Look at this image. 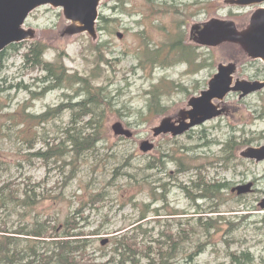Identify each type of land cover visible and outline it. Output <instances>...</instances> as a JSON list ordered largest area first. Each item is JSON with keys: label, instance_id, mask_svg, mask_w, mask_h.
Here are the masks:
<instances>
[{"label": "rangeland", "instance_id": "1", "mask_svg": "<svg viewBox=\"0 0 264 264\" xmlns=\"http://www.w3.org/2000/svg\"><path fill=\"white\" fill-rule=\"evenodd\" d=\"M151 1L128 0L124 8L129 15H117V9H112L114 4L102 0L99 16L109 19L108 29L97 28L96 41L87 35L62 38L61 32L69 22L61 9L42 7L25 22V28L35 30V38L17 45L18 51L8 50L10 56L0 71V187H15L23 199L30 183L37 197L30 208L0 206V230L10 236L36 226L45 230L48 227L49 231L57 226L60 233L65 219L72 216L78 230L86 234L89 258L98 263L106 262L115 240L127 234L136 237L141 253L157 251L156 241L167 245L172 256L167 264H185L190 257L194 264H232L227 252L239 255L243 251H248L251 264H264V209L260 207L264 200V160L240 157L249 147L264 146V90L243 99L237 93L229 94L221 103L225 110L222 116L180 137L153 138L151 132L163 117L174 115L186 107L191 97L206 90L220 63L237 64L234 79L264 80V63L248 59L238 46L226 43L203 47L189 37L192 25L201 27L211 19L231 20L241 30L251 13L264 4L242 7L227 5L225 0ZM117 33L122 37L118 38ZM35 42L45 45L47 61H54L60 54L70 73L96 77L94 86L105 87L109 97L106 117L98 126L102 137L93 150L79 159L74 177L69 179V166L63 168L59 162L35 157L47 149L46 142L51 146L63 138L70 113L51 112L44 123L30 121L26 116L40 115L68 103L74 95L68 89H55L32 97L24 88L28 86L39 93L47 86L35 80L44 75L41 71L23 64L22 54ZM100 42H107L106 53L93 51L92 46ZM89 44L92 52L87 50ZM172 46L190 49L177 52ZM147 48L159 50L165 63L150 62ZM175 54H193L192 61H177ZM155 88L165 110L160 115H149V93ZM127 109L143 111L144 118L131 117ZM115 122L133 132V138L114 136L111 126ZM80 125L75 127L79 129ZM232 136L249 145L236 150L229 162L216 163L226 160L221 143ZM145 140L153 143L154 149L141 153L139 144ZM177 158L192 167L184 175L173 160ZM204 166L206 181L229 184L219 202L189 199L179 187L181 183L190 187L198 172L195 168L202 170ZM249 183L252 186L246 194L230 192ZM215 207L221 214L209 213ZM200 215L215 220V228L209 232L200 228ZM242 216L248 218L242 220ZM26 238L30 237L19 236L21 241ZM141 259L144 258L137 257L140 264H147L146 259Z\"/></svg>", "mask_w": 264, "mask_h": 264}, {"label": "trees", "instance_id": "2", "mask_svg": "<svg viewBox=\"0 0 264 264\" xmlns=\"http://www.w3.org/2000/svg\"><path fill=\"white\" fill-rule=\"evenodd\" d=\"M114 4L112 9H117V15H129L126 12L124 6L127 5L128 0H109ZM147 2H152L147 0ZM109 19L104 16H99L97 24L98 30L108 29ZM116 19L111 20V22ZM181 36H178L180 39ZM179 40L176 42L178 45ZM174 44V43H173ZM24 46V45H23ZM89 44L87 50L92 52V49L97 54L106 53L104 48L107 46V42H100L95 46ZM22 48V47H21ZM149 51L148 60L152 63L164 64L165 60L161 56L159 50ZM173 50L177 52L182 49H190L188 46L173 47ZM11 51H18L19 46H10L4 52L0 53V71L4 67V64L8 60ZM46 52L45 45L40 42L31 43L26 49V52L22 54L23 64L25 68L30 70L41 71L44 75L41 78H35V80L43 86L41 91L37 93L35 90H31L28 86L24 88L32 97L44 95L55 89H68L71 90L74 95L70 98L68 103L63 102L56 108L48 109L40 115H28L27 119L30 121H37L38 123H44L47 121L51 112L55 115L62 114L66 110L70 113L69 126L63 131V138L59 143H53L51 146L49 142H46L47 149L44 152H38L35 157L39 160L46 162L52 161L54 163H60L63 168L70 167L67 173V179L74 177L77 170V164L79 159L87 152L93 150L96 143L100 141L101 135L98 126H101L103 119L106 117V111L109 109L106 100L109 99L105 93V87H95L94 81L96 77L91 76H78L76 72L70 73L66 68L63 59L60 54L54 61H47L44 57ZM156 52V53H154ZM176 55V54H175ZM174 55V56H175ZM193 54L188 56H177V61L191 62ZM107 61V60H106ZM149 93V92H148ZM66 95V94H64ZM149 100L147 103V114L160 115L165 110V107L160 103L159 91L155 88L154 91L149 93ZM80 97V99H76ZM127 111L131 112L130 109ZM131 117L144 118L143 111L134 110L130 114ZM146 117V116H145ZM87 118V120H85ZM81 124L79 129L75 126ZM87 130H90L89 132ZM222 144V153L226 155V160H217L216 163L229 162L234 158L236 150L242 146L249 145L248 141H238L234 136L229 137ZM218 145V143H214ZM162 159V158H161ZM178 166V172L182 175L186 174L189 169L188 165L182 162L181 159H173ZM159 161V160H158ZM160 160L158 163H161ZM213 165V163H210ZM152 166H148L150 168ZM163 169V167H162ZM198 172L194 180L190 182V187L184 183L179 184L181 190L185 191L189 199L203 200L210 199L213 201L220 200V194L223 190L229 188V184H220L219 182H208L206 177L202 173H206V167H196ZM29 188V190H28ZM9 192L6 193V190ZM26 190V191H25ZM24 190V198L20 199L15 187L5 185L0 187V206H8L10 204L30 208L33 206L37 197L33 185L27 184ZM193 191V192H191ZM195 191V192H194ZM200 193V194H199ZM199 194L197 197L195 195ZM217 206V205H215ZM80 214V211H76ZM210 214H221L218 207L209 211ZM221 216V215H218ZM143 217V216H142ZM204 218L207 221L203 223ZM242 220L248 218L247 216L240 217ZM143 219V218H141ZM221 219V218H219ZM76 218L69 216L65 219L63 224V231L57 233V226H53L50 231L48 227L45 230L44 227H33L29 232H10V236H6L4 229L0 230V264H140L137 257L140 256L146 259L147 264H167L168 259L171 258V250L167 245L163 246L160 242H154L157 245V251L148 250L145 253L138 252L140 244L137 243L135 236L123 235L120 239L115 240V245L112 250V255L104 263H98L94 259L89 258L87 254V238L85 232L78 230V223L75 222ZM200 223V228H203L205 232H209L210 229H214L217 224L211 217L199 216L197 220ZM214 227V228H213ZM19 236H28L23 241L19 240ZM25 242V244H22ZM174 242V240L172 241ZM173 247V246H172ZM232 264H251L252 258L249 257L248 251H243L239 255L232 252H227ZM141 259L140 261H143ZM185 264H194L192 258Z\"/></svg>", "mask_w": 264, "mask_h": 264}, {"label": "water", "instance_id": "3", "mask_svg": "<svg viewBox=\"0 0 264 264\" xmlns=\"http://www.w3.org/2000/svg\"><path fill=\"white\" fill-rule=\"evenodd\" d=\"M102 0H0V53L7 47L30 41L35 38V30L25 29L24 23L36 9L50 6L62 9V15L68 25L61 32V37H72L86 34L91 40H97L96 23L98 7ZM227 5L252 6L263 4L264 0H225ZM121 38L120 33L117 34ZM190 40L195 44L215 48L229 43L239 49L251 60L264 63V7L257 8L250 16L245 28L238 30L231 20L211 19L201 27L194 24L190 27ZM237 65L233 62L217 65V73L208 81L207 89L200 92L198 97L188 100L186 108L178 110L174 115L163 117L156 126L151 128L153 138L160 135L178 137L195 126H200L224 113L220 103L230 93H239V99L262 91L263 81L234 80ZM218 101V103H215ZM116 137L133 138V133L120 122L111 126ZM154 149V144L145 140L139 144L141 153ZM244 159L260 162L264 160V146L249 147L240 153ZM252 184L237 186L231 190L239 196L250 191ZM264 209V200L260 204ZM106 242H102L104 245Z\"/></svg>", "mask_w": 264, "mask_h": 264}]
</instances>
